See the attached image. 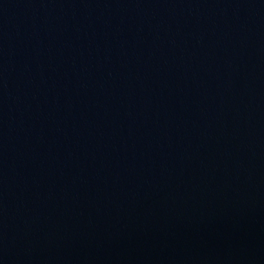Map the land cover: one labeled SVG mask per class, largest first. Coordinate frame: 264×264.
I'll list each match as a JSON object with an SVG mask.
<instances>
[{"label": "water", "instance_id": "95a60500", "mask_svg": "<svg viewBox=\"0 0 264 264\" xmlns=\"http://www.w3.org/2000/svg\"><path fill=\"white\" fill-rule=\"evenodd\" d=\"M0 264H264V0H0Z\"/></svg>", "mask_w": 264, "mask_h": 264}]
</instances>
